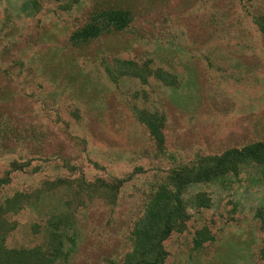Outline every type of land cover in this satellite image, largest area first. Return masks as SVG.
Here are the masks:
<instances>
[{"label":"rangeland","instance_id":"374dc122","mask_svg":"<svg viewBox=\"0 0 264 264\" xmlns=\"http://www.w3.org/2000/svg\"><path fill=\"white\" fill-rule=\"evenodd\" d=\"M102 10L130 21L73 45ZM260 25L264 0H0V208L22 201L5 248L129 264L176 172L264 142ZM239 167L182 190L161 264H264V167Z\"/></svg>","mask_w":264,"mask_h":264},{"label":"trees","instance_id":"16d2710c","mask_svg":"<svg viewBox=\"0 0 264 264\" xmlns=\"http://www.w3.org/2000/svg\"><path fill=\"white\" fill-rule=\"evenodd\" d=\"M129 21L130 17L127 12L121 10H102L95 13L88 24L76 30L70 40L73 45H82L97 39L103 33L112 30H123ZM259 30L264 39V26L260 25ZM148 126L155 136V127ZM209 160L212 163L211 165L199 168L196 171L190 172V174L186 171L187 168L176 172L178 179L172 185L175 188L174 191L166 188L161 189L160 193L153 200V204L151 205L153 207L148 209L145 215L144 224L135 230L136 234L134 239L136 245H134V249L127 259L129 264H161L163 252L160 248V242L165 240L170 232L173 231L177 220H179V223L185 221L183 216H179L181 211H179L178 207L180 204L178 198L182 190L191 184L210 183L214 180L218 181V179H221L218 177H223L222 179L224 180L230 173H233L231 174L233 176H238L240 170L239 165L241 168L245 165H259L264 167V142L259 141L246 145L241 149H233L225 152L221 156L209 158ZM7 183L8 180H0V186ZM206 200L204 193H199L194 198V205L196 207L203 206ZM29 201L30 198L26 200V202L30 203ZM20 202H22L21 196L14 195L7 201L4 208H0V216L15 214L20 209ZM169 208L170 210H168ZM259 217L264 230V215L260 214ZM160 224L162 226L161 228L159 227ZM1 229L2 227H0ZM4 232H0V264L54 263L53 259L48 260L46 252L37 248L32 251H10L6 249L3 238ZM52 248L55 254L53 258H55L57 254L62 253L63 244L59 242L57 246H53ZM47 250H50V247H47Z\"/></svg>","mask_w":264,"mask_h":264}]
</instances>
